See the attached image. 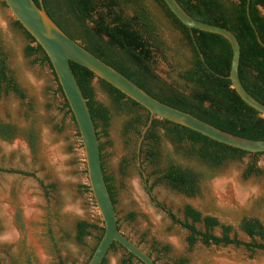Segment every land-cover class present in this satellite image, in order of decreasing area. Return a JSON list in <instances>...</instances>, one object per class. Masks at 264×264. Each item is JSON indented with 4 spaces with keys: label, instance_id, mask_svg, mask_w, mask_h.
<instances>
[{
    "label": "rangeland",
    "instance_id": "374dc122",
    "mask_svg": "<svg viewBox=\"0 0 264 264\" xmlns=\"http://www.w3.org/2000/svg\"><path fill=\"white\" fill-rule=\"evenodd\" d=\"M141 1L163 42L162 53L157 54L156 72L170 82L176 75L171 66L187 65L189 47L155 0ZM261 13L264 15V10ZM28 44L23 29L15 25L14 17L0 0V45L7 54L8 68L25 94L20 98L12 92H1L0 121L13 124L20 134L10 140L0 137V168L34 174L25 176L0 170V259L3 264H60V261L86 264L98 232L92 230L83 242H78L75 225L79 220L98 222L101 217L87 188L82 142L72 114L62 109L65 99L57 91L58 83L50 64L40 61L38 55L28 56L25 52ZM92 86L95 99L107 106L111 114L107 136L101 133V128L98 130L104 144L105 171L112 177L121 232L149 252L157 264H174L181 258L187 260L185 264H264L262 250L206 245L201 241L188 244L189 232L152 203L144 188L142 172L132 165L125 166L129 140L122 133L125 115L113 110L110 96L97 78ZM30 129L36 134L34 150L23 135ZM250 161L251 157L246 156L207 170L209 176L202 180L194 196L164 183L157 184L154 193L180 218L183 206L190 204L203 215L215 216L220 224L232 226L240 239L251 241L239 223L244 217H254L264 224V177L243 175ZM256 162L264 168L262 157ZM130 213H134L133 219L128 218ZM196 227L205 229L200 223ZM212 232L220 235L221 227ZM164 246L168 250L159 251ZM127 258V252L117 246L108 252L104 264L113 261L123 264ZM125 264L142 263L132 257Z\"/></svg>",
    "mask_w": 264,
    "mask_h": 264
},
{
    "label": "trees",
    "instance_id": "16d2710c",
    "mask_svg": "<svg viewBox=\"0 0 264 264\" xmlns=\"http://www.w3.org/2000/svg\"><path fill=\"white\" fill-rule=\"evenodd\" d=\"M34 1L38 3V0ZM155 1L164 9L172 24L180 30L190 51L186 66H171L176 75L170 82L156 72L157 54L162 53L163 42L157 33L155 21L141 0H42V4L49 17L71 39L154 98L224 131L250 139H264V115L245 103L231 86L228 76L232 49L229 41L216 33L189 28L173 15L163 0ZM177 1L194 18L226 27L236 35L240 44L239 78L245 89L264 104V15L261 13V10H264V0H249V14L253 25L247 16V0ZM15 25L23 29L17 20ZM23 31L29 39L25 48L26 54L38 55L40 61L48 62L41 46L28 32L24 29ZM70 64L96 128L104 179L115 206L112 177L105 171L102 155L104 144L100 142L98 130L101 128V133L107 136L110 110L95 99L92 86L95 74L77 63ZM98 81L110 96L113 110L125 115L122 133L129 136L126 142L127 155L123 161L125 166L132 165L146 173V177L142 178L146 193L155 207L164 212L174 224L189 232L186 238L188 244L194 245L201 241L206 245H234L243 246L249 251H264V224L257 218L241 219L240 229L251 238V241H244L233 231L232 226L220 224L215 216L203 215L190 204L183 206V218L178 217L172 208L159 200L154 193V187L164 183L173 190L194 196L199 191L202 180L209 176L207 170L219 168L228 161L242 160L246 156L251 157V161L244 169L243 175L264 177V168L256 162L259 157L264 159V152L250 153L240 150L187 127L154 117L145 131L137 153L138 140L149 120V112L104 80L98 78ZM2 91L12 92L20 98L25 97L7 66V54L0 45V96ZM57 91L62 94L59 85ZM62 109L71 113L65 100ZM17 134H20L19 128L0 121V137L10 140ZM23 135L34 150V130H27ZM139 160L140 166L137 164ZM0 170L25 176L34 175L16 169ZM147 170L150 172L147 173ZM152 177L154 179L151 181ZM87 188H90L89 185ZM128 218L133 219L134 213H130ZM117 223L120 230L118 218ZM196 223L203 224L205 229H198ZM217 226L221 227L220 235L212 232ZM92 230L97 231L98 235L88 260L103 235V221L100 219L94 223L86 220L76 222L75 239L78 242H83L84 236L89 235ZM117 246L121 247L117 242H113L109 251ZM153 248L157 250L155 245ZM167 250L168 247L164 246L159 251ZM127 254L128 258L123 260V264L135 257L129 252ZM148 254L151 256L149 252ZM153 260L156 263V260ZM105 261L106 257L102 264ZM186 261L181 258L174 264H185ZM0 264H3L1 259ZM60 264L64 263L60 261Z\"/></svg>",
    "mask_w": 264,
    "mask_h": 264
},
{
    "label": "water",
    "instance_id": "95a60500",
    "mask_svg": "<svg viewBox=\"0 0 264 264\" xmlns=\"http://www.w3.org/2000/svg\"><path fill=\"white\" fill-rule=\"evenodd\" d=\"M3 1L14 19L34 38L48 57V62L61 88L64 99L69 105L78 129L83 147L89 187L104 226L103 235L86 264H102L113 242H117L142 264H156L143 248L132 242L118 229L117 212L104 179L96 128L70 63L74 62L87 68L95 74L97 79H102L112 85L149 112V120L138 140L137 153H139L145 131L150 126L154 117L171 121L194 130L212 140L250 153L264 152V139H250L224 131L188 112L154 98L122 73L93 55L77 41L64 33L49 17L43 7L42 0H38V3L34 0ZM163 1L173 15L189 28L216 33L229 41L232 49L228 76L231 86L245 103L264 115V104L255 99L245 89L239 78L240 44L236 35L226 27L209 24L194 18L182 8L177 0ZM247 16L251 22L249 0H247ZM258 40L261 42L259 38ZM137 164L140 166V160ZM142 174L145 178V174L143 172Z\"/></svg>",
    "mask_w": 264,
    "mask_h": 264
},
{
    "label": "clouds",
    "instance_id": "9594fccd",
    "mask_svg": "<svg viewBox=\"0 0 264 264\" xmlns=\"http://www.w3.org/2000/svg\"><path fill=\"white\" fill-rule=\"evenodd\" d=\"M113 264H115V261H113Z\"/></svg>",
    "mask_w": 264,
    "mask_h": 264
}]
</instances>
